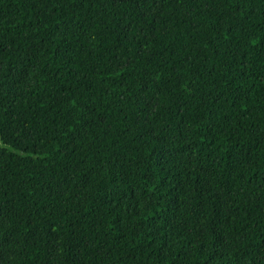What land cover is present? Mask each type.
Masks as SVG:
<instances>
[{
  "label": "trees",
  "instance_id": "16d2710c",
  "mask_svg": "<svg viewBox=\"0 0 264 264\" xmlns=\"http://www.w3.org/2000/svg\"><path fill=\"white\" fill-rule=\"evenodd\" d=\"M0 264H264V0H0Z\"/></svg>",
  "mask_w": 264,
  "mask_h": 264
}]
</instances>
